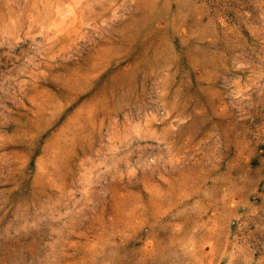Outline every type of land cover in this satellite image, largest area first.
Returning <instances> with one entry per match:
<instances>
[{
    "label": "rangeland",
    "instance_id": "1",
    "mask_svg": "<svg viewBox=\"0 0 264 264\" xmlns=\"http://www.w3.org/2000/svg\"><path fill=\"white\" fill-rule=\"evenodd\" d=\"M0 264H264V0H0Z\"/></svg>",
    "mask_w": 264,
    "mask_h": 264
}]
</instances>
